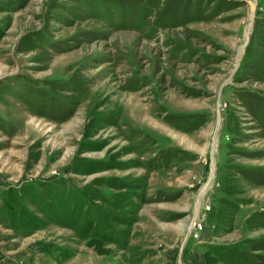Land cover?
<instances>
[{"label":"rangeland","instance_id":"rangeland-1","mask_svg":"<svg viewBox=\"0 0 264 264\" xmlns=\"http://www.w3.org/2000/svg\"><path fill=\"white\" fill-rule=\"evenodd\" d=\"M0 185V264H264V0H0Z\"/></svg>","mask_w":264,"mask_h":264},{"label":"crops","instance_id":"crops-1","mask_svg":"<svg viewBox=\"0 0 264 264\" xmlns=\"http://www.w3.org/2000/svg\"><path fill=\"white\" fill-rule=\"evenodd\" d=\"M2 187V188H1ZM3 187H5V186H1L0 185V188H1V190H2V192L0 191V193H2V196L4 195V194H6L8 191H9V189L7 190V188L5 187V188H3Z\"/></svg>","mask_w":264,"mask_h":264}]
</instances>
